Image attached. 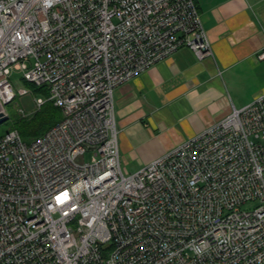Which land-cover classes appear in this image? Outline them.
Returning <instances> with one entry per match:
<instances>
[{
	"label": "built area",
	"instance_id": "obj_1",
	"mask_svg": "<svg viewBox=\"0 0 264 264\" xmlns=\"http://www.w3.org/2000/svg\"><path fill=\"white\" fill-rule=\"evenodd\" d=\"M183 47L213 56L196 0H0V109L18 70L63 115L0 138V264H264V94L123 172L115 91Z\"/></svg>",
	"mask_w": 264,
	"mask_h": 264
},
{
	"label": "crops",
	"instance_id": "obj_2",
	"mask_svg": "<svg viewBox=\"0 0 264 264\" xmlns=\"http://www.w3.org/2000/svg\"><path fill=\"white\" fill-rule=\"evenodd\" d=\"M213 56L183 47L114 96L121 166L140 171L264 94V0H196Z\"/></svg>",
	"mask_w": 264,
	"mask_h": 264
},
{
	"label": "trees",
	"instance_id": "obj_3",
	"mask_svg": "<svg viewBox=\"0 0 264 264\" xmlns=\"http://www.w3.org/2000/svg\"><path fill=\"white\" fill-rule=\"evenodd\" d=\"M30 86L34 92L42 93L46 98L49 97V92L45 87ZM62 118V111L54 103L47 101L39 110L29 116L16 115L13 120L9 118L8 121H11L10 129L0 134V138L11 130H18L24 141L31 142L46 133Z\"/></svg>",
	"mask_w": 264,
	"mask_h": 264
},
{
	"label": "rangeland",
	"instance_id": "obj_4",
	"mask_svg": "<svg viewBox=\"0 0 264 264\" xmlns=\"http://www.w3.org/2000/svg\"><path fill=\"white\" fill-rule=\"evenodd\" d=\"M10 80L18 96L15 98L14 102L9 104L8 106H5L4 110L0 109V113L7 115L9 118H11V120H13L16 115H22L20 114V110H24L28 114V116L36 112V110H39L35 105V99H46V96L42 93L34 92L33 88H31L30 86L32 84L26 83V81L23 79V73L21 71L13 70L10 76ZM10 124L11 121H6L5 123L0 124V134L9 130ZM261 142L264 144V140H262ZM92 156L93 155L91 152H87L80 158V161L89 162L91 161ZM122 169L125 175L134 173L132 170H128L124 167H122ZM253 207L254 204L250 203L246 204L243 208L250 209Z\"/></svg>",
	"mask_w": 264,
	"mask_h": 264
},
{
	"label": "water",
	"instance_id": "obj_5",
	"mask_svg": "<svg viewBox=\"0 0 264 264\" xmlns=\"http://www.w3.org/2000/svg\"><path fill=\"white\" fill-rule=\"evenodd\" d=\"M9 117L3 113H0V124L5 123L8 121Z\"/></svg>",
	"mask_w": 264,
	"mask_h": 264
}]
</instances>
